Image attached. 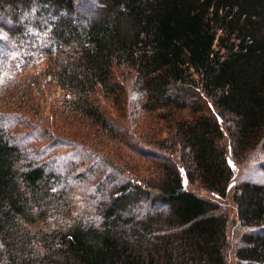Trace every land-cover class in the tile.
<instances>
[{
	"label": "trees",
	"instance_id": "1",
	"mask_svg": "<svg viewBox=\"0 0 264 264\" xmlns=\"http://www.w3.org/2000/svg\"><path fill=\"white\" fill-rule=\"evenodd\" d=\"M11 43L136 157L62 164L0 114V264H229L235 221L237 263L264 264V0H0Z\"/></svg>",
	"mask_w": 264,
	"mask_h": 264
},
{
	"label": "rangeland",
	"instance_id": "2",
	"mask_svg": "<svg viewBox=\"0 0 264 264\" xmlns=\"http://www.w3.org/2000/svg\"><path fill=\"white\" fill-rule=\"evenodd\" d=\"M13 46L11 43L9 46L5 45L3 50L0 49V114L9 125H14L13 129L19 135H24V138L40 151L44 149L45 158L50 159L56 155L58 159H61L62 164H67L69 161L80 164L82 159L74 155L75 150L84 158L93 156V152L99 151L107 155L111 162L117 164V161H121L118 157L122 159H126L129 155L136 157V154L124 144L107 145L105 141L101 142L94 138L93 131L88 127L78 124L73 119H67L61 106V91L50 77L41 72L42 65L34 66L32 63L25 62L15 67L12 65V61H17L20 54ZM107 109L110 114H115L111 106L108 105ZM115 119H118L119 125L127 124L118 118L117 113ZM69 137L70 142L62 141ZM41 158L44 159L43 156ZM254 159L238 163L235 168L236 173L244 176H260L254 172L253 167L258 168L253 163ZM138 161L142 164V161ZM85 178L87 181L76 185L81 193L80 197L78 196L79 199L81 196L91 194L97 181L89 179L88 175ZM228 208L230 212L233 211V207L228 206ZM235 223L236 221L229 230L231 244L228 255L229 264H238L234 252L243 232Z\"/></svg>",
	"mask_w": 264,
	"mask_h": 264
}]
</instances>
